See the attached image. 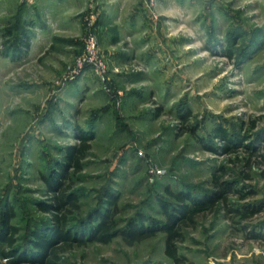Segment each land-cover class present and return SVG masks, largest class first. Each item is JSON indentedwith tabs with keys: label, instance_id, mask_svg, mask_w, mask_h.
Instances as JSON below:
<instances>
[{
	"label": "rangeland",
	"instance_id": "374dc122",
	"mask_svg": "<svg viewBox=\"0 0 264 264\" xmlns=\"http://www.w3.org/2000/svg\"><path fill=\"white\" fill-rule=\"evenodd\" d=\"M159 1L139 5L137 30L107 22L102 0H0V230H15L0 264H47L36 235L71 209L45 180L59 172L79 210L55 264H175L165 205L184 264H264V0ZM92 32L97 57L80 67ZM84 136L76 171L64 159ZM170 192L200 202H185L191 219ZM110 211L153 234L100 243L88 230Z\"/></svg>",
	"mask_w": 264,
	"mask_h": 264
},
{
	"label": "trees",
	"instance_id": "16d2710c",
	"mask_svg": "<svg viewBox=\"0 0 264 264\" xmlns=\"http://www.w3.org/2000/svg\"><path fill=\"white\" fill-rule=\"evenodd\" d=\"M26 36L23 35L20 41L21 46H26V48H29L28 44H25ZM216 136H221L224 138H227V133L224 129L221 127L217 128L216 130ZM226 150L229 151L228 147ZM90 150V145L87 143V137L82 138V144L79 146H72L68 149V152L65 156V162L63 165H68L71 168L75 169L76 171H80L83 167V160L86 158L87 152ZM64 167V166H62ZM62 169V168H61ZM62 173L55 174L52 178H46V183L48 184L50 189H58L59 195L53 196L52 199L54 200L56 207L59 210H62L66 205H70V213H73L75 211L79 210L78 205V199L75 195H72L70 193H67L65 191H62L63 183L60 182V178H63L60 176ZM216 185L221 187L222 192L221 194L226 191L224 190H231V187L228 186L229 183L226 182H220L216 179L215 181ZM171 196L177 200L178 203H181L179 208L177 210V213L182 216L183 218H192L195 213L197 212V209L192 208L189 209L188 205H185V202L192 201L195 204H199L200 202H197L195 198H192L190 195L184 193V192H170ZM111 198L109 201L111 204L114 205V198L113 196L109 195ZM215 199V198H214ZM212 199V197H207L204 201H209L210 204L215 202V200ZM204 203V202H203ZM45 210H50L48 205L43 206ZM167 214L169 218L171 219V223L166 225L163 230L167 232V244H166V254L173 260L175 264H184L185 259L183 256H181L178 253L177 247L175 245V240L178 236H180V233L174 229L176 221H178L177 217L175 215H172L169 210H167V205H165ZM112 211L106 212V213H100L97 215L96 221L98 223L95 226H92L93 228L89 229L90 234L93 235V237L98 240L100 243L107 244L110 243L113 238L124 235L127 238H130L131 242H135L137 240H140L144 236H151L153 234V230L149 229V227H144L142 225V221L140 220V224L132 223L130 225L129 229H117V222L115 221L114 217L111 214ZM69 214L64 213V215H61L59 213H56L54 218L56 220L57 226L50 232L46 233H38L36 235L35 241L37 244V251L41 256L44 258L45 253L47 251H50V258H48L47 264H55L56 257L58 256V251L60 250V244H65L67 241H71L72 237L70 233L66 230V224H67V217ZM180 218V217H179ZM140 225V226H139ZM91 227V226H89ZM116 229V230H115ZM11 230L10 236L12 234H15V230L11 229L8 226L7 219L4 222L3 230H0V239L3 241H6L10 244V246L13 245V239L12 237H6L5 232ZM87 231V232H88ZM54 257V258H53ZM43 258L40 260L43 261Z\"/></svg>",
	"mask_w": 264,
	"mask_h": 264
},
{
	"label": "crops",
	"instance_id": "0c3cea01",
	"mask_svg": "<svg viewBox=\"0 0 264 264\" xmlns=\"http://www.w3.org/2000/svg\"><path fill=\"white\" fill-rule=\"evenodd\" d=\"M143 0H102L103 7L106 11V20L110 22L111 20H122L124 21L122 25L125 27L127 20L129 22L128 26L134 25L137 30L140 28L141 19L139 18V5L146 7ZM160 1L158 0V5Z\"/></svg>",
	"mask_w": 264,
	"mask_h": 264
},
{
	"label": "built area",
	"instance_id": "2783aa9c",
	"mask_svg": "<svg viewBox=\"0 0 264 264\" xmlns=\"http://www.w3.org/2000/svg\"><path fill=\"white\" fill-rule=\"evenodd\" d=\"M150 8H156L158 0H143ZM98 37L95 33H90L87 38V44L84 53L78 58L77 65L82 67L85 63H92L97 57ZM97 65V64H95ZM99 68H101L98 65Z\"/></svg>",
	"mask_w": 264,
	"mask_h": 264
}]
</instances>
